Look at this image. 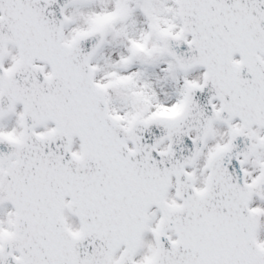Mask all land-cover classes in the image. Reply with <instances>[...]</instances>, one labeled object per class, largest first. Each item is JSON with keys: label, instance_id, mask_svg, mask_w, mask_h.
<instances>
[{"label": "snow or ice", "instance_id": "obj_1", "mask_svg": "<svg viewBox=\"0 0 264 264\" xmlns=\"http://www.w3.org/2000/svg\"><path fill=\"white\" fill-rule=\"evenodd\" d=\"M0 264H264V0H0Z\"/></svg>", "mask_w": 264, "mask_h": 264}]
</instances>
